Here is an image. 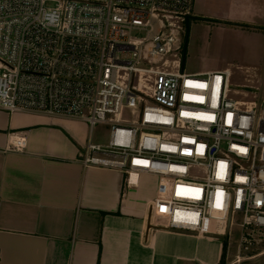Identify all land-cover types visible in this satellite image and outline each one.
Segmentation results:
<instances>
[{"label":"built area","instance_id":"2783aa9c","mask_svg":"<svg viewBox=\"0 0 264 264\" xmlns=\"http://www.w3.org/2000/svg\"><path fill=\"white\" fill-rule=\"evenodd\" d=\"M193 4L0 0V110L79 118L91 133L109 125L108 143L89 141L83 165L119 170L127 187L156 177L151 227L226 236L242 214L239 262L264 233V101L229 98V68L167 69ZM25 146L12 134L9 151Z\"/></svg>","mask_w":264,"mask_h":264},{"label":"crops","instance_id":"0c3cea01","mask_svg":"<svg viewBox=\"0 0 264 264\" xmlns=\"http://www.w3.org/2000/svg\"><path fill=\"white\" fill-rule=\"evenodd\" d=\"M215 1L230 7L209 18H264V0ZM195 3L191 15L207 20ZM14 133L26 138L20 152L8 150ZM89 141L85 120L0 110V264H238L227 262L221 235L151 227L155 194L140 189L153 176L127 187L119 170L84 166Z\"/></svg>","mask_w":264,"mask_h":264},{"label":"rangeland","instance_id":"374dc122","mask_svg":"<svg viewBox=\"0 0 264 264\" xmlns=\"http://www.w3.org/2000/svg\"><path fill=\"white\" fill-rule=\"evenodd\" d=\"M228 7H230L229 4L218 3L215 0H196L194 12H205L207 20H194L193 18L187 43L185 20L178 21L175 31L182 48L177 51V57L171 54L164 58L170 64L167 69L195 73L229 68L232 74L228 97L240 102L262 103L264 101V18L261 15L254 17L255 22L260 23L250 26L248 24L233 25L207 17L219 15L221 12L223 14ZM176 59L182 60L183 68L172 65ZM164 60L157 62L160 68H165ZM133 118L131 109L126 108L123 119ZM109 127L105 123H96L92 128V142L108 143ZM156 184V177H144L140 189L141 194L146 196L155 194ZM241 220L242 214L236 213L233 216L234 224L229 234L223 236L225 250H227V262L235 260L239 252L242 232L239 223ZM258 236L261 237L258 245L249 252L243 253L247 254L246 259L238 264H264V233H259ZM255 254L257 256L253 257Z\"/></svg>","mask_w":264,"mask_h":264},{"label":"trees","instance_id":"16d2710c","mask_svg":"<svg viewBox=\"0 0 264 264\" xmlns=\"http://www.w3.org/2000/svg\"><path fill=\"white\" fill-rule=\"evenodd\" d=\"M193 18H194V20H199V19L193 17L192 15L187 16L186 19H185V23H186V43L188 41V35H189V30H190V23L193 20Z\"/></svg>","mask_w":264,"mask_h":264}]
</instances>
